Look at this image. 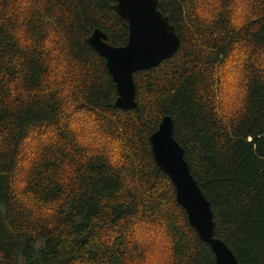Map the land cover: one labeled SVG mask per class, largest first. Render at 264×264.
<instances>
[{"label":"trees","instance_id":"trees-1","mask_svg":"<svg viewBox=\"0 0 264 264\" xmlns=\"http://www.w3.org/2000/svg\"><path fill=\"white\" fill-rule=\"evenodd\" d=\"M159 1L182 44L124 110L88 41L127 44L115 0H0V264H216L154 157L167 115L215 236L264 264V0L239 30L235 0Z\"/></svg>","mask_w":264,"mask_h":264},{"label":"water","instance_id":"water-1","mask_svg":"<svg viewBox=\"0 0 264 264\" xmlns=\"http://www.w3.org/2000/svg\"><path fill=\"white\" fill-rule=\"evenodd\" d=\"M115 1L116 12L129 25L127 44H111L109 35L99 28L88 41L107 61L118 91L115 106L124 110L138 109L135 73L155 68L173 57L182 39L169 16L159 8V0ZM174 129L173 117L165 116L158 130L150 136L154 157L175 184L177 200L185 208L191 225L200 238L211 245L216 264H240L233 249L215 236L211 202L193 176L185 148L175 138Z\"/></svg>","mask_w":264,"mask_h":264},{"label":"clouds","instance_id":"clouds-1","mask_svg":"<svg viewBox=\"0 0 264 264\" xmlns=\"http://www.w3.org/2000/svg\"><path fill=\"white\" fill-rule=\"evenodd\" d=\"M249 15L248 5L244 2V0H235V3L232 6V15H231V23L232 26L239 30L247 23V18ZM212 19V18H209ZM115 158L113 159V163H115ZM163 257H158L153 254H149L148 259L145 261V264H163Z\"/></svg>","mask_w":264,"mask_h":264},{"label":"rangeland","instance_id":"rangeland-1","mask_svg":"<svg viewBox=\"0 0 264 264\" xmlns=\"http://www.w3.org/2000/svg\"><path fill=\"white\" fill-rule=\"evenodd\" d=\"M251 1H252V0H244V2L248 5V8H249V15H248V17H251V16L254 15L253 12L251 11V10H252V8H251ZM22 3H23V2H22ZM206 9H208V12H210L209 10H211V9L208 8V7H206V8L204 7L205 12H207ZM224 67H225V66H224ZM224 70H225V68H224ZM226 73L228 74V72H226ZM221 75H223V73H222ZM221 84H222V83H221ZM236 91L238 92V94H240V92H241V88H237ZM224 93H225V87L222 86V92L220 91V94H219V102H220V105H223V106L226 105V107H227L228 109H231V106H227V103H226V104L223 103ZM226 100L229 101L228 98H226ZM113 155H114V157L117 158V154H116L115 152H113ZM162 250H163V249L161 248L160 245L157 246V251H156V253H155L154 255H155V256H158V257H162V256H163V255H162Z\"/></svg>","mask_w":264,"mask_h":264}]
</instances>
